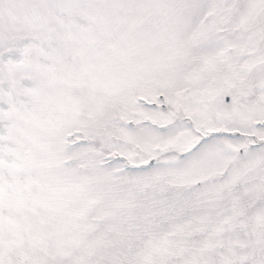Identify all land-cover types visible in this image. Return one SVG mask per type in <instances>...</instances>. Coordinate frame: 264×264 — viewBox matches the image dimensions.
Wrapping results in <instances>:
<instances>
[{
	"label": "snow or ice",
	"instance_id": "6c2138e0",
	"mask_svg": "<svg viewBox=\"0 0 264 264\" xmlns=\"http://www.w3.org/2000/svg\"><path fill=\"white\" fill-rule=\"evenodd\" d=\"M0 264H264V0H0Z\"/></svg>",
	"mask_w": 264,
	"mask_h": 264
}]
</instances>
